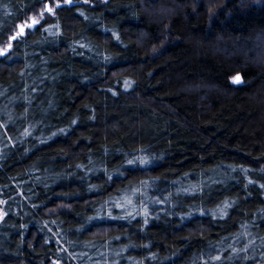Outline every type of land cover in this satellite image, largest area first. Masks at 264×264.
<instances>
[{
    "label": "trees",
    "instance_id": "obj_1",
    "mask_svg": "<svg viewBox=\"0 0 264 264\" xmlns=\"http://www.w3.org/2000/svg\"><path fill=\"white\" fill-rule=\"evenodd\" d=\"M6 46L0 264H264V0H0Z\"/></svg>",
    "mask_w": 264,
    "mask_h": 264
},
{
    "label": "rangeland",
    "instance_id": "obj_2",
    "mask_svg": "<svg viewBox=\"0 0 264 264\" xmlns=\"http://www.w3.org/2000/svg\"><path fill=\"white\" fill-rule=\"evenodd\" d=\"M35 23V18L34 17H30L29 18V22L27 23V25L29 26V27H31L33 24ZM24 23H21V24H18L17 25V31H18V33H22V31H23V29H24ZM7 50V46L5 47V48H3V49H1V50ZM0 50V51H1ZM237 76H234L233 78H232V80L234 81L235 80V78H236ZM51 264H59V262H57V261H53V262H51Z\"/></svg>",
    "mask_w": 264,
    "mask_h": 264
},
{
    "label": "water",
    "instance_id": "obj_3",
    "mask_svg": "<svg viewBox=\"0 0 264 264\" xmlns=\"http://www.w3.org/2000/svg\"><path fill=\"white\" fill-rule=\"evenodd\" d=\"M6 51H7L6 49L5 50H1L0 51V55H3Z\"/></svg>",
    "mask_w": 264,
    "mask_h": 264
},
{
    "label": "snow or ice",
    "instance_id": "obj_4",
    "mask_svg": "<svg viewBox=\"0 0 264 264\" xmlns=\"http://www.w3.org/2000/svg\"><path fill=\"white\" fill-rule=\"evenodd\" d=\"M239 77L237 76L236 78H235V80H234V82H239ZM131 163V162H130Z\"/></svg>",
    "mask_w": 264,
    "mask_h": 264
}]
</instances>
